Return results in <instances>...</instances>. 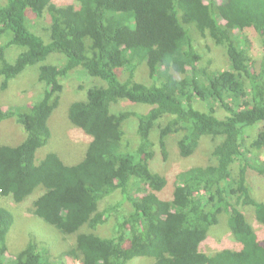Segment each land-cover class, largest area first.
Instances as JSON below:
<instances>
[{
  "label": "trees",
  "instance_id": "1",
  "mask_svg": "<svg viewBox=\"0 0 264 264\" xmlns=\"http://www.w3.org/2000/svg\"><path fill=\"white\" fill-rule=\"evenodd\" d=\"M54 1L0 0L2 89L37 63L46 85L37 103L0 108V124L14 118L27 133L18 145H0L1 196L20 203L43 185L32 211L64 233L65 244L75 240L59 256L81 264H128L135 257L150 264H264V239L240 210L253 206L264 223V202L250 184L254 174L264 178L254 150L264 149V57H255L244 35L253 29L264 44V0ZM46 12L48 43L32 29ZM207 36L225 49L228 69L202 64L197 41ZM11 48L19 52L13 61ZM54 52L65 55L64 64L45 63ZM78 69L94 78L78 85L86 98L69 108L72 123L91 136L83 160L70 164L51 152L37 163L38 149L52 137L62 78ZM125 100L151 108L139 112ZM132 116L139 120L136 147L125 142L124 123ZM206 135L215 140L212 161L178 173L172 196H165L168 179L151 167L156 154L166 160L175 137L181 156L189 157ZM113 193L119 199L101 209ZM222 215L239 247L205 252L201 246ZM109 219L110 233L97 234ZM14 221L0 206V264H65L38 242L7 261Z\"/></svg>",
  "mask_w": 264,
  "mask_h": 264
},
{
  "label": "rangeland",
  "instance_id": "2",
  "mask_svg": "<svg viewBox=\"0 0 264 264\" xmlns=\"http://www.w3.org/2000/svg\"><path fill=\"white\" fill-rule=\"evenodd\" d=\"M77 0H55L54 2L58 5L66 6L69 4H75ZM49 13L42 18L36 19V25L33 26V31L40 35L46 43L51 41L49 37ZM244 35L249 37L253 44L251 50L255 57H264V44L259 40L253 29L245 31ZM197 43L201 47L202 55L204 60L202 64H207L211 70H224L228 69L230 64L228 57L225 53V49L216 44L211 36L200 37ZM16 48H11L7 51V56L11 61L15 60V56L18 54ZM15 57V58H14ZM65 55L62 53H51L46 59L47 64H58L62 65L65 61ZM53 62V63H51ZM142 67L148 68L145 64ZM140 81L144 82L147 78L144 71L138 72ZM40 64L29 65L22 73L17 77L10 80L8 88L2 89V82H4V76L0 75V108L8 109L10 107H24L40 101L44 95L46 85L40 79ZM87 77V78H86ZM93 77L87 73L84 74L83 69H78L69 74L67 77L62 78L64 90L62 92V98L60 105L55 110L54 116L49 125L52 129V137L49 142L43 147L39 148L36 153V162L39 163L44 159L47 154L51 152H57L61 158L65 161H69L70 164L79 163L83 160V156L86 153V148L89 144L90 137L82 129L76 127L69 118V108L72 102L82 100L86 98L85 90L78 87L81 82L92 81ZM88 84V82H85ZM146 83V82H145ZM89 85H87L88 87ZM126 101V100H125ZM128 103V107L139 112H147L150 106L147 104L140 103ZM122 108H128L123 103L115 104ZM200 110H206L207 105L203 102H197L195 105ZM136 108V109H135ZM125 109V110H126ZM139 109V110H138ZM223 111V110H222ZM219 110V116L222 114ZM139 120L137 117H130L125 123L126 129L125 142L131 147H136L139 144V136L137 134ZM263 125V124H262ZM261 126V125H260ZM251 135V134H250ZM27 136L24 125L18 123L16 120L7 119L0 124V145H18L25 140ZM206 135L202 138L201 147L197 153L189 157H182L178 146V138L172 137L168 140V158L163 159V156L158 152L156 157L151 162L152 169L165 175L168 179V185L165 188L163 194L165 196H172V192L176 185L177 174L184 169L189 168L192 165H206L211 162L210 154L214 147L212 138ZM154 132L152 133V138ZM253 136L249 137L251 142ZM221 141V139H220ZM219 141V142H220ZM218 142V143H219ZM259 152V161L264 163V149ZM256 174L250 176L251 186L253 194L259 202H264V178L259 177ZM45 191L43 185L38 186L35 191L29 195L23 202L17 203L12 198L0 197V206H4L12 211L14 214V224L11 227L8 236V253L6 256L7 261H11L22 249H24L30 242H38L44 248L49 250L50 255L55 256L56 260L59 261L61 256L64 258L65 264H81L79 259L65 257L64 255L59 256L61 251L71 248L75 240L70 239L68 244H65L66 235L57 229L54 225L49 224L34 213L33 202ZM162 193H160L161 195ZM119 199L116 193L111 194L100 202L101 209L115 204ZM241 212L245 215L247 221L253 226L258 237L264 239V223L257 219L255 208L251 205L241 206ZM118 215H122L119 214ZM113 219H109L105 223L104 227L97 230L96 233L99 235H105L113 228ZM100 231V233H99ZM108 233V234H109ZM209 239L206 240L201 249L205 252L212 253L220 251L224 248L235 249L239 247V242L235 239L233 232L228 225L227 215H222L220 223L214 225L208 233ZM239 243V244H238ZM56 254V255H55ZM61 254V253H60ZM146 257H135L130 260L128 264H150ZM148 258V257H147ZM61 262V261H59Z\"/></svg>",
  "mask_w": 264,
  "mask_h": 264
},
{
  "label": "bare ground",
  "instance_id": "3",
  "mask_svg": "<svg viewBox=\"0 0 264 264\" xmlns=\"http://www.w3.org/2000/svg\"><path fill=\"white\" fill-rule=\"evenodd\" d=\"M0 197H1V192H0Z\"/></svg>",
  "mask_w": 264,
  "mask_h": 264
}]
</instances>
